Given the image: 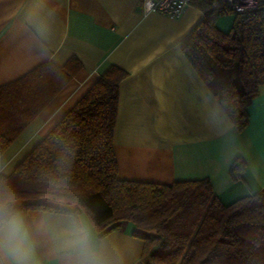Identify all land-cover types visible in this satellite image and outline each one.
<instances>
[{"label": "trees", "instance_id": "obj_1", "mask_svg": "<svg viewBox=\"0 0 264 264\" xmlns=\"http://www.w3.org/2000/svg\"><path fill=\"white\" fill-rule=\"evenodd\" d=\"M216 0H194L204 14L181 45L201 81L241 132L247 108L264 86V0L235 13ZM233 13L227 32L217 19ZM75 57L62 67L44 62L0 86V157L79 71ZM127 73L110 66L19 162L0 174L24 210L51 212L68 198L95 220L101 236L131 223L144 243L139 264H264V189L224 205L208 179L172 184L117 178L113 135L119 83ZM244 162L230 168L241 176Z\"/></svg>", "mask_w": 264, "mask_h": 264}, {"label": "crops", "instance_id": "obj_2", "mask_svg": "<svg viewBox=\"0 0 264 264\" xmlns=\"http://www.w3.org/2000/svg\"><path fill=\"white\" fill-rule=\"evenodd\" d=\"M141 0H0V86L51 62L75 57L81 68L0 157L10 175L21 160L112 65L119 83L113 147L117 178L172 184L208 179L228 205L264 189V86L241 132L183 56L181 45L202 19L190 4L178 18L143 12ZM42 21L48 39L35 25ZM244 162L241 176L230 168ZM81 211V210H80ZM31 217L41 210H25ZM131 223L106 234L139 264L144 243ZM42 264H58L40 250Z\"/></svg>", "mask_w": 264, "mask_h": 264}, {"label": "clouds", "instance_id": "obj_3", "mask_svg": "<svg viewBox=\"0 0 264 264\" xmlns=\"http://www.w3.org/2000/svg\"><path fill=\"white\" fill-rule=\"evenodd\" d=\"M35 28L46 42L44 22L37 21ZM0 173H5L3 166ZM52 203L51 212L29 217L15 190L0 176V264H42V248L58 264H128L122 246L101 236L89 213L77 211L82 205L64 197Z\"/></svg>", "mask_w": 264, "mask_h": 264}, {"label": "built area", "instance_id": "obj_4", "mask_svg": "<svg viewBox=\"0 0 264 264\" xmlns=\"http://www.w3.org/2000/svg\"><path fill=\"white\" fill-rule=\"evenodd\" d=\"M194 0H141L140 7L146 14L156 13L165 15L170 18H178L180 14L192 4ZM258 0H216V3L221 2L226 4L235 13L254 9Z\"/></svg>", "mask_w": 264, "mask_h": 264}, {"label": "rangeland", "instance_id": "obj_5", "mask_svg": "<svg viewBox=\"0 0 264 264\" xmlns=\"http://www.w3.org/2000/svg\"><path fill=\"white\" fill-rule=\"evenodd\" d=\"M234 16L233 13H226L217 19V27L223 32H227L232 25Z\"/></svg>", "mask_w": 264, "mask_h": 264}]
</instances>
